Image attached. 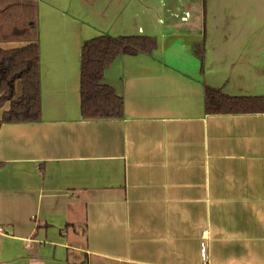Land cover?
<instances>
[{"label":"crops","instance_id":"0c3cea01","mask_svg":"<svg viewBox=\"0 0 264 264\" xmlns=\"http://www.w3.org/2000/svg\"><path fill=\"white\" fill-rule=\"evenodd\" d=\"M37 31L41 118L0 125V264H264V110H204V84L264 97V0H39ZM101 34L157 47L105 67L123 116L88 120Z\"/></svg>","mask_w":264,"mask_h":264},{"label":"trees","instance_id":"16d2710c","mask_svg":"<svg viewBox=\"0 0 264 264\" xmlns=\"http://www.w3.org/2000/svg\"><path fill=\"white\" fill-rule=\"evenodd\" d=\"M39 0H0V116L2 123L40 120L39 45L37 6ZM204 7V1H203ZM22 45L5 49L4 44ZM203 43V42H202ZM80 54V116L88 120L122 117L123 97L104 80V70L118 55H150L157 45L151 35L111 37L97 35L85 40ZM203 47L195 50L203 71ZM19 81L22 91L15 97ZM208 114L264 110V97H232L204 84Z\"/></svg>","mask_w":264,"mask_h":264},{"label":"rangeland","instance_id":"374dc122","mask_svg":"<svg viewBox=\"0 0 264 264\" xmlns=\"http://www.w3.org/2000/svg\"><path fill=\"white\" fill-rule=\"evenodd\" d=\"M19 45H22V43L21 42H19V44L18 43H14V44H12L11 46L10 45H7V46H3L5 49H7V48H11V47H13V46H19ZM16 82H18V81H16ZM16 85H17V83H16ZM16 85H15V87H16ZM21 91H22V89H21ZM21 93V92H20ZM16 97V96H15Z\"/></svg>","mask_w":264,"mask_h":264}]
</instances>
